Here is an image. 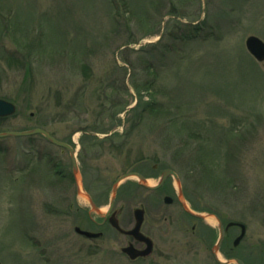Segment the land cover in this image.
<instances>
[{
  "label": "rangeland",
  "instance_id": "1",
  "mask_svg": "<svg viewBox=\"0 0 264 264\" xmlns=\"http://www.w3.org/2000/svg\"><path fill=\"white\" fill-rule=\"evenodd\" d=\"M249 36L264 42V0H0V99L16 108L0 132H116L91 146L97 171L78 175L91 188L80 193L53 178L69 156L42 136L0 139V264H216L206 215L192 232L181 208L162 221L148 206L153 251L136 260L122 252L131 239L89 221L102 222L112 184L142 155L191 168L186 200L242 223L236 257L264 264V62ZM133 183H120L114 206L126 229L146 199Z\"/></svg>",
  "mask_w": 264,
  "mask_h": 264
},
{
  "label": "flooded vegetation",
  "instance_id": "2",
  "mask_svg": "<svg viewBox=\"0 0 264 264\" xmlns=\"http://www.w3.org/2000/svg\"><path fill=\"white\" fill-rule=\"evenodd\" d=\"M77 131H80V133L77 134ZM98 131L100 130H98L97 128H89V127L86 129L72 130V132L68 135L67 139L65 141H62L63 143L70 146L73 153L75 154L76 160H77L78 174L83 175L84 178L87 176V174L92 173L94 175V173L97 171L94 165L92 167L90 164L91 158H93L94 156L93 151H92L93 148H91V146H96L94 141L95 142L99 141L100 144L101 142H109L111 144L113 143V139L111 137L116 133L113 130L110 134H105L103 136L105 139H97L96 137L98 136V134L96 132ZM88 142L90 143L88 144ZM55 147L60 150L61 155L67 154L69 156L70 164L65 168L66 170L64 169L66 174H64L63 170L60 169L59 164H55L52 168L54 172L53 176H55L53 178L54 179L60 178L63 180L65 178L68 180H73V183H74L73 188H75V192L78 193L77 184L75 180V174H74V164L72 162V156H71L70 151L64 147H58V146H55ZM164 158L165 157L159 158L157 156H152V155H142L136 158L134 161L130 162L125 167L124 174L126 173L136 174L143 179L140 182L138 179L134 178V183H133L134 190L144 191L146 194V199L140 202L138 205H136L134 209L143 210L144 219H145L146 212L149 209L148 206H152L153 208L151 211L155 214V216L159 220L168 221L169 216H171L169 212V206L175 205L181 208V210L183 211L184 217L188 219V222H189L188 224H192L191 231L195 232L197 229V225L200 222H202L203 219L196 218L195 216H193L191 213L188 212V210L186 209V206L192 212L197 213V210L193 208L192 203L186 200L184 196L185 195L184 193L186 192L184 184L186 182V178H189L188 174L192 170L191 168H189V173H187L186 170L188 169V167L185 164L181 163L179 165H176V162L169 163V160L171 159V157H167V160H165ZM167 171H172L178 176V179L180 181V186H181V197H180V191H178V187L176 186V182L173 176L168 175L163 180V182L159 184L160 180L162 179V176ZM82 188L86 190L87 192L88 191L90 192L91 190L89 186L86 187L85 183H83ZM118 190H119V187L117 189V193H118ZM117 193H116V197H117ZM92 200L94 201L95 205H97L93 198ZM169 200L170 202H168ZM115 202H116V199H115ZM187 203L189 204V207ZM114 206H115V203H114ZM134 209H133V216H134ZM212 216L217 226V232H218L217 241L220 235V226H219L220 224L222 225V231H223V238H222L220 247L218 249V253L221 252L223 256L225 255L224 261H227L228 262L227 264H235L234 261L236 259L238 260L240 259L236 257L234 251L235 249L239 247L241 241L236 246L234 243H235L236 238L240 235L241 228L238 225L229 226L230 223H238V222L224 221L221 215L217 213H213ZM117 218L120 224L118 213H117ZM88 219L90 222L98 226H102V224L109 223L108 217L106 219L103 218L101 223H98L97 220L95 218H92L90 215H88ZM134 223H135V218H134ZM120 226L122 229L126 231H130L134 227V224L131 228H128V229L122 227L121 224ZM233 229H239V235H237L235 238L234 237L231 238L230 236V233ZM87 231L94 232L90 230H87ZM140 232L146 237H148L146 234L142 232V226H141ZM100 233L101 235L103 234L102 232ZM119 234L125 237H128L129 239L132 240L128 242V244L125 247L132 245L134 248L138 250H142L147 246L145 242L139 241L132 235L124 234V233L123 234L119 233ZM134 243L140 246L135 245ZM212 256L214 258L213 252H212ZM216 264H220V263L216 262Z\"/></svg>",
  "mask_w": 264,
  "mask_h": 264
},
{
  "label": "water",
  "instance_id": "3",
  "mask_svg": "<svg viewBox=\"0 0 264 264\" xmlns=\"http://www.w3.org/2000/svg\"><path fill=\"white\" fill-rule=\"evenodd\" d=\"M245 47L248 51V53L257 61V62H264V42L262 40H260L258 37L256 36H249L246 39L245 42ZM15 106L5 100L0 99V118H4V117H8L11 116L15 113ZM35 135H41L43 137H45L51 144L55 145V146H59V147H64L66 149H68L71 153L72 156V162L74 164V174H75V180H76V184H77V191L78 193H80V188L78 185V170H77V163H76V158L75 155L72 151V149L70 148V146H68L65 143L59 142L58 140H56L54 137H52L48 132H46L45 130L39 129V128H33L30 130H25V131H9V132H2L0 133V139L3 138H10V137H29V136H35ZM168 175H172L178 185V189L180 191V196H181V188H180V181L177 177V175L172 172V171H167L164 173V175L162 176V179L160 180L161 184L163 182V180L168 176ZM130 177H136L138 178V180L142 181L143 179L136 175V174H132V173H127L125 175H122L121 177H119L113 184L112 186V195H111V199H110V203L108 206V210L107 212L104 214V218L106 219L108 217V215L111 213L113 207H114V202H115V197H116V191L118 188V185L124 181L125 179H128ZM87 198L89 200L90 206L91 208L95 211V212H99V208L95 205V203L93 202V200L90 198V196L87 195ZM170 202V200L168 201ZM187 209V208H186ZM188 210V209H187ZM189 213H191L193 216H195L196 218L199 219H205V215L203 214H197V213H192L191 211L188 210ZM210 216V215H209ZM134 218H135V225L134 227L130 230V231H126L123 230L120 225H119V221L117 218V212H113L110 217H109V223L110 225L116 229L117 231H119L120 233H124V234H129L134 236L136 239H138L139 241L145 242L146 243V248L144 250H138L136 248H134L132 245H129L128 247L122 248V252L124 254H126L131 260H135L137 258L140 257H148L152 254L153 251V243L152 241L144 236L141 232H140V228L142 226L143 220H144V212L141 209H135L134 210ZM232 225H238L241 228V234L238 236V238L235 240V246L238 245V243L241 241V239L244 236L245 233V227L242 224H235V223H230L229 226ZM220 235H219V239L217 244L214 246V257L216 259V261L220 264H225L223 262H221L216 254V251L218 250L220 243L222 241L223 238V231H222V225L220 224ZM74 232L80 236H84L88 239H95L101 236L100 233H94V232H89L86 230H82L80 227H75L74 228ZM236 264H243L240 260H235Z\"/></svg>",
  "mask_w": 264,
  "mask_h": 264
},
{
  "label": "trees",
  "instance_id": "4",
  "mask_svg": "<svg viewBox=\"0 0 264 264\" xmlns=\"http://www.w3.org/2000/svg\"><path fill=\"white\" fill-rule=\"evenodd\" d=\"M198 164H199V163H198ZM186 172L189 173V169H187ZM188 176H189V178H192L193 175H192L191 172H190V173L188 174ZM187 181H189L188 178H186V182H187ZM188 183H189V182H188ZM190 183H191V182H190ZM194 183H195V185H197L198 182H197L196 179H194ZM197 210H199V209L197 208ZM201 210L205 211V210H208V209H205V210H204V209L201 208ZM208 211H209V210H208ZM211 212H212V211H211Z\"/></svg>",
  "mask_w": 264,
  "mask_h": 264
},
{
  "label": "bare ground",
  "instance_id": "5",
  "mask_svg": "<svg viewBox=\"0 0 264 264\" xmlns=\"http://www.w3.org/2000/svg\"><path fill=\"white\" fill-rule=\"evenodd\" d=\"M208 222H209L210 224H213V223H214V221H213L212 219H209V218H208Z\"/></svg>",
  "mask_w": 264,
  "mask_h": 264
}]
</instances>
